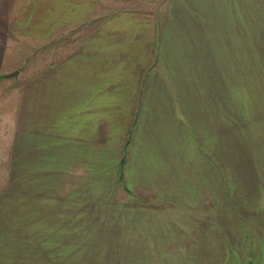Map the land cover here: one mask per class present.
<instances>
[{
	"label": "crops",
	"instance_id": "1",
	"mask_svg": "<svg viewBox=\"0 0 264 264\" xmlns=\"http://www.w3.org/2000/svg\"><path fill=\"white\" fill-rule=\"evenodd\" d=\"M139 1L0 0V79L25 75L13 113L17 184L0 194V264H75L76 256L108 249L99 246L114 242L109 221L75 220V212L85 204L98 210L99 201H115L108 161L121 168L133 143L135 156L125 157L120 182L138 202L111 206L131 210V220H112L118 226L114 247L133 258L148 256V264H264V216L240 220L238 230L233 220H217L213 207L221 204L212 174L221 171L207 160L204 171L188 162L199 159L185 129L187 123L202 130L205 120L212 136L224 109L227 140L233 144L241 137L250 165L262 166L264 200L262 5L259 0L253 7L252 0H166L160 12L153 0ZM26 47L40 53L27 68L29 76L20 60L7 61L10 49L20 53ZM157 109L168 115L156 118ZM252 121L263 127L258 143H249ZM155 127L174 136L161 139V153L152 149L145 155V147L153 148ZM201 135L194 132L199 146ZM149 160L163 162L150 166L162 171L144 186L142 162ZM184 188L186 194L174 196ZM160 207L180 208L186 216L192 208L201 211L193 220L154 218L162 225L160 234L146 240L125 233L124 224L135 222L139 212Z\"/></svg>",
	"mask_w": 264,
	"mask_h": 264
},
{
	"label": "rangeland",
	"instance_id": "2",
	"mask_svg": "<svg viewBox=\"0 0 264 264\" xmlns=\"http://www.w3.org/2000/svg\"><path fill=\"white\" fill-rule=\"evenodd\" d=\"M166 0H153L152 3L155 4L156 10H163L164 4ZM144 0H140L138 5L142 4ZM255 0H252V7L254 5ZM259 3L262 5V9L264 10V0H259ZM151 4V3H150ZM161 7V9L159 8ZM252 25V24H250ZM40 53L34 51V49L30 47L23 48L21 52L15 51L13 49H10L7 61L8 62H18L21 61V67L22 69L32 68L34 66V62L36 61L35 57L36 55H39ZM32 70L24 72V74L31 75ZM25 75H22V77H11L7 78L1 77L0 79V194L3 192L4 188L7 185H15L17 184V177H14L13 169L17 167L18 165V157H19V145H18V135H16L13 117L14 112L18 108V90L21 85V81ZM253 79L249 82L251 83ZM252 92V90H251ZM257 94V93H255ZM251 96L253 98H257L258 95H254V92H252ZM157 111L154 113V116L156 118L162 119V115L165 117L168 114H162V112ZM224 112V109L220 110L217 114L218 117H221L219 119V122L217 124V129L213 128L212 136H208V132H210V127L204 120V128L202 130L197 129L196 131L192 130L189 126V124L185 126V129H187V135H188V142L194 144V146L197 148V158L198 161L191 159L188 157V162L190 164H193L196 166L199 170H209V167H204V162L207 160L209 163H211L214 168L215 164H218L219 174L218 176L213 175L214 181L213 185L216 186L219 190L218 192V198H219V207H213V215H217V220H233L232 227L234 229H239L242 227V221L240 220H262V216H264V200L260 202V193L263 194V191H261V177H260V170H262V166H251L248 161V150L245 149V147L242 144V138L236 137L235 142L232 144V141H228L227 136V130L222 127L221 123L225 125L226 120H223L222 113ZM227 115V112H225ZM252 112V116L253 117ZM179 116L182 120L184 119V114L179 115L177 112L176 114ZM258 117V114H254V116ZM205 115H203V118ZM262 117H264V114H262ZM256 119V118H255ZM156 120V119H154ZM257 120V119H256ZM184 121V120H183ZM184 123V122H183ZM258 121L253 123L249 122V127L247 131H249V143L255 142L258 143L261 135H259V132L262 133L263 127L258 125ZM161 124H156L155 126H158ZM185 125V123H184ZM164 127V126H163ZM155 135L152 138V142L154 141L153 148L145 147L143 150V154L145 155H151L153 152L156 151V153H161V146L160 141L161 139L169 140L172 139L174 136V133L172 134V137H169L167 134V129H162L155 127ZM238 130H240L238 128ZM164 132H166V135H164ZM174 132V130H172ZM194 132L201 135L202 139L197 138L199 140H202L201 146L196 144V141L194 139ZM16 138V139H15ZM227 143H228V152H227ZM166 144V141H162V146ZM247 144V143H246ZM253 147L258 146L256 144L252 145ZM133 146L128 148L127 152H124L125 155L124 161L122 163L121 168H116L117 162L114 160L108 161V169L113 174H109L111 177L115 179L114 188L116 187V194H115V201L114 200H101L98 202L99 207L98 210L93 209L89 207L90 205L86 206L83 210H76L75 212V220H108L109 224L107 226L108 232L110 231L109 235L114 236V242L112 241L109 246H105V243H101L99 248H108L102 250L100 253H97L96 255L92 256H76L75 257V264H142L141 260H145L148 264L149 257L141 258V257H131L130 252L126 250H121L120 248L114 247V244L116 242V234L113 229L115 230L118 226L113 224L112 220H131L130 214L131 210L127 209L126 207H121L118 209H114L111 206L114 204H117L118 206H121V202L123 203H137L138 199L135 200L136 196L135 194H126L123 191L124 183L120 182V180L123 178V172L121 171L124 169L125 165V157L128 159L132 157L134 154L135 156V150L132 149ZM153 149V150H152ZM259 149V148H258ZM152 150V151H151ZM201 152V154H200ZM258 152V150L256 151ZM229 156V158L227 157ZM228 158V159H226ZM14 159V160H13ZM114 159V158H109ZM217 161V162H216ZM119 163V162H118ZM163 164L161 161H145L142 162V172L141 176L144 180H141V183H144V186H147V181L149 180V176L159 174L158 171L161 169H152L150 168L151 165L155 164ZM121 166V165H120ZM13 167V168H12ZM260 167V168H259ZM233 170V174L230 173V170ZM162 171V170H161ZM229 171V174L227 175L226 172ZM250 172V174H249ZM118 173V174H117ZM232 174V175H231ZM161 175V174H159ZM120 178V179H119ZM98 180H102V178H98ZM164 176L161 178V185L162 189L165 188V184L163 182ZM118 181V182H117ZM260 182V184H259ZM128 185V182H127ZM180 189V188H179ZM184 190H175V193L173 192L174 196H178L179 194L183 193L186 194ZM227 197V198H226ZM226 199H229L227 202ZM128 200V201H126ZM135 200V201H134ZM184 200V199H183ZM182 201V200H181ZM90 203V202H89ZM92 204V203H90ZM96 205V204H92ZM127 205V204H126ZM125 205V206H126ZM123 206V205H122ZM151 209V208H150ZM161 210H157V212L150 211L147 213H138L136 216H134L133 220H136L135 222L127 221L124 225L125 227V233L127 234H135L136 236H139L141 238H148L152 234H160V228L162 225H158L157 222H153L152 220H155L154 218H157V220H168V217H175L180 218L181 216H185L190 220H193L191 218L192 215L196 217V213L201 211L200 209L192 208L189 210L190 213L187 214V216L180 210V208H161ZM167 209V210H165ZM188 209V208H187ZM124 210V211H123ZM205 211V210H204ZM202 211V212H204ZM206 212H211V210H206ZM167 213V216L165 219L160 218L161 214ZM169 214V215H168ZM219 216V219H218ZM222 216V217H221ZM130 218V219H129ZM246 218V219H243ZM264 219V218H263ZM147 220H150V222H147ZM184 220V219H181ZM132 224V225H131ZM172 225L177 229V222L174 224L172 222ZM178 228L180 226L178 225ZM236 230V231H237ZM170 232L176 233V230L171 229ZM126 235V234H125ZM109 242H107L108 244ZM120 244V242H118ZM111 246V247H110ZM116 246V244H115ZM110 248V249H109ZM120 249V250H118Z\"/></svg>",
	"mask_w": 264,
	"mask_h": 264
},
{
	"label": "water",
	"instance_id": "3",
	"mask_svg": "<svg viewBox=\"0 0 264 264\" xmlns=\"http://www.w3.org/2000/svg\"><path fill=\"white\" fill-rule=\"evenodd\" d=\"M18 75V72H14V73H11L9 75H7L8 78H11V77H15Z\"/></svg>",
	"mask_w": 264,
	"mask_h": 264
}]
</instances>
